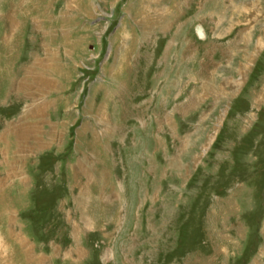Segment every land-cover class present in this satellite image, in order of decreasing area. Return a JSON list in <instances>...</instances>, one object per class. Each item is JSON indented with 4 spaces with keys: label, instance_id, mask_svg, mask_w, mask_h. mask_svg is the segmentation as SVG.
I'll return each mask as SVG.
<instances>
[{
    "label": "rangeland",
    "instance_id": "obj_1",
    "mask_svg": "<svg viewBox=\"0 0 264 264\" xmlns=\"http://www.w3.org/2000/svg\"><path fill=\"white\" fill-rule=\"evenodd\" d=\"M0 264H264V0H0Z\"/></svg>",
    "mask_w": 264,
    "mask_h": 264
},
{
    "label": "bare ground",
    "instance_id": "obj_2",
    "mask_svg": "<svg viewBox=\"0 0 264 264\" xmlns=\"http://www.w3.org/2000/svg\"><path fill=\"white\" fill-rule=\"evenodd\" d=\"M200 31V30H199ZM199 34H200V32H199Z\"/></svg>",
    "mask_w": 264,
    "mask_h": 264
}]
</instances>
